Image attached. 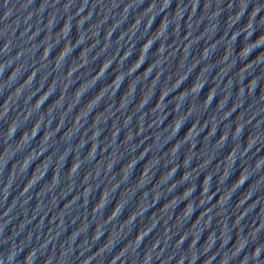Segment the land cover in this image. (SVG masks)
Masks as SVG:
<instances>
[{
	"label": "water",
	"instance_id": "1",
	"mask_svg": "<svg viewBox=\"0 0 264 264\" xmlns=\"http://www.w3.org/2000/svg\"><path fill=\"white\" fill-rule=\"evenodd\" d=\"M0 264H264V0H0Z\"/></svg>",
	"mask_w": 264,
	"mask_h": 264
}]
</instances>
